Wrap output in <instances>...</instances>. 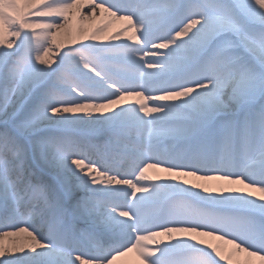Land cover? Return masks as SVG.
I'll return each instance as SVG.
<instances>
[{"label": "snow or ice", "instance_id": "1", "mask_svg": "<svg viewBox=\"0 0 264 264\" xmlns=\"http://www.w3.org/2000/svg\"><path fill=\"white\" fill-rule=\"evenodd\" d=\"M129 254L264 264V0H0V264Z\"/></svg>", "mask_w": 264, "mask_h": 264}, {"label": "bare ground", "instance_id": "2", "mask_svg": "<svg viewBox=\"0 0 264 264\" xmlns=\"http://www.w3.org/2000/svg\"><path fill=\"white\" fill-rule=\"evenodd\" d=\"M119 21H117L114 25L113 28H116L119 26ZM77 24H74V27H76ZM135 254H129V256L122 258V261L118 262V264H135Z\"/></svg>", "mask_w": 264, "mask_h": 264}]
</instances>
